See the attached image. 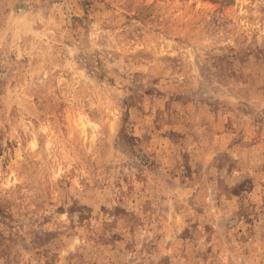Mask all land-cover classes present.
<instances>
[{"label":"rangeland","instance_id":"obj_1","mask_svg":"<svg viewBox=\"0 0 264 264\" xmlns=\"http://www.w3.org/2000/svg\"><path fill=\"white\" fill-rule=\"evenodd\" d=\"M0 264H264V0H0Z\"/></svg>","mask_w":264,"mask_h":264}]
</instances>
